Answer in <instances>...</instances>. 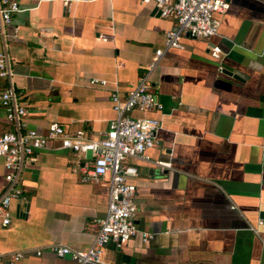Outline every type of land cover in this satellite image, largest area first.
<instances>
[{
	"label": "crops",
	"instance_id": "obj_1",
	"mask_svg": "<svg viewBox=\"0 0 264 264\" xmlns=\"http://www.w3.org/2000/svg\"><path fill=\"white\" fill-rule=\"evenodd\" d=\"M16 1L0 51L26 127L37 132L50 121L87 136L105 130L110 93L136 83L174 28L139 0ZM226 1L213 36H182L148 75L162 104L147 113L159 121L155 143L148 159L125 163L136 169L134 222L151 238L107 243L108 263L264 264V0ZM11 129L0 107V133ZM156 160L169 167L159 171ZM82 163L56 142L33 153L18 180L25 201H11L10 223L0 227V253L24 250L19 264H75L46 246L87 248L105 214L106 184L81 181ZM4 173L0 158V191Z\"/></svg>",
	"mask_w": 264,
	"mask_h": 264
},
{
	"label": "built area",
	"instance_id": "obj_2",
	"mask_svg": "<svg viewBox=\"0 0 264 264\" xmlns=\"http://www.w3.org/2000/svg\"><path fill=\"white\" fill-rule=\"evenodd\" d=\"M139 1L151 3L160 17L172 19L174 28L164 33L163 48L154 50L136 83L122 96L116 92L110 93L114 117L107 122L105 130L94 136H87L82 129L66 131L56 121H50L44 132L26 127V107L19 101V93L10 84V61L5 52L0 51V78L7 80L5 88L0 89V107L4 119L12 126L10 131L0 133V158L5 169V183L0 191V227L10 223L8 208L11 201H25L18 185L21 171L31 162L35 151L56 142L58 149H67L81 156V181L105 183L107 188L105 214L98 220L97 230L87 248L71 250L58 244L46 246L58 256H68L75 264H111L102 257L107 243L120 248L133 237H138L141 243L151 238L149 232L139 229L134 222L135 186L130 178L136 174V169L125 163L126 157L148 159L146 151L155 143L159 121L147 113L160 111L162 104L151 90L148 75L165 49L181 48L182 36L201 39L213 36L218 25L215 14H222L228 6L226 0ZM17 10L16 0H0V33ZM220 52L218 45L209 46L211 58L219 59ZM103 82L100 79L89 80L90 84ZM132 111L141 115L132 116ZM154 165L159 171L169 167L167 161L161 160L154 161ZM24 256V250H13L7 254L0 253V260L3 259L6 264H19Z\"/></svg>",
	"mask_w": 264,
	"mask_h": 264
},
{
	"label": "water",
	"instance_id": "obj_3",
	"mask_svg": "<svg viewBox=\"0 0 264 264\" xmlns=\"http://www.w3.org/2000/svg\"><path fill=\"white\" fill-rule=\"evenodd\" d=\"M219 72H220V73L224 72V71H222L221 67H220V69H219Z\"/></svg>",
	"mask_w": 264,
	"mask_h": 264
},
{
	"label": "rangeland",
	"instance_id": "obj_4",
	"mask_svg": "<svg viewBox=\"0 0 264 264\" xmlns=\"http://www.w3.org/2000/svg\"><path fill=\"white\" fill-rule=\"evenodd\" d=\"M87 157L89 156V152L86 153Z\"/></svg>",
	"mask_w": 264,
	"mask_h": 264
},
{
	"label": "trees",
	"instance_id": "obj_5",
	"mask_svg": "<svg viewBox=\"0 0 264 264\" xmlns=\"http://www.w3.org/2000/svg\"><path fill=\"white\" fill-rule=\"evenodd\" d=\"M5 86H6V84L1 89L5 88Z\"/></svg>",
	"mask_w": 264,
	"mask_h": 264
}]
</instances>
